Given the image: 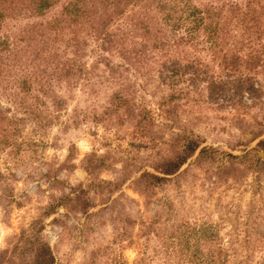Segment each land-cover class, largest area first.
Returning <instances> with one entry per match:
<instances>
[{"label": "trees", "instance_id": "obj_1", "mask_svg": "<svg viewBox=\"0 0 264 264\" xmlns=\"http://www.w3.org/2000/svg\"><path fill=\"white\" fill-rule=\"evenodd\" d=\"M258 73L264 0H0V94L8 103H0L3 209L12 202V168L27 147V121L46 128L66 112L68 126L126 123L131 138L150 149L140 162L112 150L86 153V182L50 195L38 217L0 247V264H59L44 235L55 214L51 222L78 218L81 244L111 221L112 238L80 264H264L261 209L222 234L224 218L193 211L185 197L196 183L212 193L264 173V113L238 154L203 145L184 117L200 83ZM137 77L167 91L147 99ZM104 172L118 176L104 180ZM123 249L133 250L131 260Z\"/></svg>", "mask_w": 264, "mask_h": 264}, {"label": "rangeland", "instance_id": "obj_2", "mask_svg": "<svg viewBox=\"0 0 264 264\" xmlns=\"http://www.w3.org/2000/svg\"><path fill=\"white\" fill-rule=\"evenodd\" d=\"M215 85L201 83L197 94H191L197 102L184 116L186 124L204 137V144L219 146L224 150L238 154L250 142L251 131H257V121L264 113V74H251L250 77H216ZM137 82L145 84L147 99H158L167 91V87L158 84L156 79L147 82L143 77H137ZM182 81L180 85H188ZM202 89V90H200ZM83 98V97H81ZM0 103L8 105L0 94ZM74 102H72L73 104ZM71 104V105H72ZM81 104V103H80ZM68 115L61 113L60 119L50 127L36 128L27 121L24 129L27 147L22 155L17 157L13 166L14 178L10 185L13 191L12 202L0 204V247H5L14 234L26 227L29 222L38 217L40 207L46 205L50 195L59 196L67 192L69 186L86 182L87 174L80 165V159L96 150L98 153L114 151V155L134 158L137 162L144 161L150 154L146 142L134 141L130 136V128L125 123L122 126H112L103 129L92 121H86L78 126L64 125ZM257 139L249 144L256 143ZM71 155L72 159L66 161ZM6 155L0 154V166L4 168ZM73 165V166H70ZM115 173H101L104 180L117 178ZM56 180L62 181L59 185ZM198 187L193 188V194L186 195V202L192 205V210L210 214L211 219L223 217L226 223L222 234L231 228L235 222H242L251 208L264 215V173L249 174L239 184L222 186L208 193ZM125 189V185L122 187ZM132 195L130 190H126ZM117 194V193H116ZM135 196V195H134ZM136 197V196H135ZM194 197V200H193ZM1 203V202H0ZM63 209H59L62 212ZM52 215L45 220L44 235L55 247L59 264H80L87 259L88 253L100 243H107L114 232L110 220L93 232L86 243H78L75 224L78 218L72 217L51 222ZM264 219V216H263ZM121 255L131 260L132 249L121 250Z\"/></svg>", "mask_w": 264, "mask_h": 264}]
</instances>
